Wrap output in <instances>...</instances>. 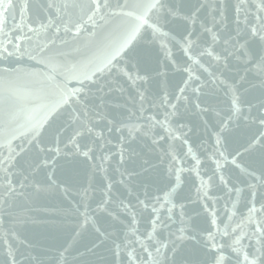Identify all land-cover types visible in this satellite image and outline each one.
Returning a JSON list of instances; mask_svg holds the SVG:
<instances>
[{"label":"snow or ice","instance_id":"snow-or-ice-1","mask_svg":"<svg viewBox=\"0 0 264 264\" xmlns=\"http://www.w3.org/2000/svg\"><path fill=\"white\" fill-rule=\"evenodd\" d=\"M0 264H264V0H0Z\"/></svg>","mask_w":264,"mask_h":264},{"label":"water","instance_id":"water-1","mask_svg":"<svg viewBox=\"0 0 264 264\" xmlns=\"http://www.w3.org/2000/svg\"><path fill=\"white\" fill-rule=\"evenodd\" d=\"M33 5L42 3L43 0H31ZM17 20H19V17L17 16ZM11 25V20L9 21ZM171 46V45H170ZM173 52L176 57H180L182 53L178 51L177 49H173ZM155 54L156 57L159 58L160 53H159V47L157 46L155 49ZM171 84L174 87L182 78L179 74H169ZM186 78V77H184ZM127 88V85H124ZM159 81L154 80L151 85H150V94H156L159 92ZM171 90V89H170ZM119 102L123 103V98H119ZM221 106H224L221 103ZM107 110L111 112L113 115H116L119 117L120 115H126L127 113L124 112L123 109H116L111 106V103L109 104ZM187 119L190 122V125L193 127V134H192V140L198 141V137L203 134V128H202V121L201 118L198 116H192L188 115ZM204 119H213V115L210 113L208 116H205ZM255 131V129H253ZM119 134L116 132H113L111 134V141L112 144L109 145L106 149V151H110L115 154L114 159L112 160L113 166H115L116 161L119 159V140H118ZM127 152L126 156L129 155V153H138L139 156H133L131 159H129V162L127 164V167L130 170H138V165L141 161V159H152L155 156L154 152L150 151V145L143 140H136L134 142H131L130 144L126 145ZM62 166H67L66 161H60ZM83 169V165L80 166ZM118 178V174H117ZM194 180L195 177L191 176L188 177V182L187 184L183 187V190L181 192L182 196H187L190 197L192 200H195L196 198V193H195V185H194ZM210 194L212 195H222V193L219 192H211ZM76 197V191L73 189L67 196L64 194H59V195H50V196H42L40 197L36 203L34 204V208L37 209L36 212L33 214L37 216L39 219H44V220H49V221H54V223H48V224H26L24 225L22 231L25 236L28 238H40L43 236H56L61 239L65 238L68 234V228L63 224L61 217L56 215L55 212L53 211L54 209H58L61 207L67 206L69 201H72L73 198ZM94 206V205H93ZM195 207V205H189V212H191V208ZM43 209H48V212L43 211ZM83 211V209H81ZM141 228H143V224H141ZM70 238V237H69ZM75 254V253H73Z\"/></svg>","mask_w":264,"mask_h":264}]
</instances>
